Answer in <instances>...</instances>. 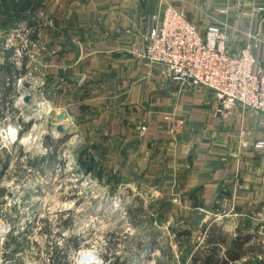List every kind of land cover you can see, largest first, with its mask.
<instances>
[{"label": "crops", "instance_id": "1", "mask_svg": "<svg viewBox=\"0 0 264 264\" xmlns=\"http://www.w3.org/2000/svg\"><path fill=\"white\" fill-rule=\"evenodd\" d=\"M175 3L185 7L189 18L203 29L210 24L225 27L234 53L247 43L245 33L257 35L258 45L252 51L256 67L264 68V0ZM161 6L160 0H0V75L1 68L12 63L11 49L3 50L1 45L3 32L27 27L29 8L53 21V26L45 25L33 35L37 44L25 57L21 70V75L34 71L38 82H32L28 89L23 85L17 88L13 81L6 99L0 91V121L12 107L14 94L19 97L31 93V102L22 101L15 109L18 114H29L40 101L53 110L40 121L46 127L36 130L38 122L33 128L31 122L20 132V138L44 136L38 145L44 154L57 152L46 144V137L79 138L86 152L91 151L107 171L128 174L129 182L135 181L147 196L152 193L164 206L156 212L169 217L185 214L190 224L200 209L207 210L208 216L199 228L208 226V233L226 235L224 242H216L220 243L217 251L221 260L233 243H243L239 248L245 254L229 264H259L264 260V220L254 215L264 213V149H257L255 144L264 139V124L256 111L239 106L227 115L215 113L213 91L191 82H173L159 66L144 62L139 55L142 34L151 28L152 14ZM257 7L263 10L257 11ZM60 64L70 67L62 71ZM14 69L9 71L11 76ZM11 76L6 85H10ZM68 76L82 78L78 81ZM63 109L70 117L63 123L64 132L59 133L54 117ZM169 112L187 120L185 131L176 139L170 138L162 125ZM142 126H146L145 131ZM20 140L21 151L29 150L31 140ZM19 154L20 161L5 160L0 155V194L9 193L5 186L10 183L21 185L31 179L30 183L36 185L37 179L38 191L29 189L27 194L43 195L39 178L47 183L46 172L56 167V161L33 160L30 154L31 160H24L28 155ZM29 168L42 172L37 178ZM230 199L234 202L229 207L226 204ZM169 202H173L171 209L167 208ZM237 237L238 242L234 241ZM7 243L17 252L18 243L24 242L13 235ZM210 247L195 241L184 264H195L193 253L204 255ZM60 264L70 263L62 259Z\"/></svg>", "mask_w": 264, "mask_h": 264}, {"label": "built area", "instance_id": "2", "mask_svg": "<svg viewBox=\"0 0 264 264\" xmlns=\"http://www.w3.org/2000/svg\"><path fill=\"white\" fill-rule=\"evenodd\" d=\"M160 2L162 6L152 14L153 25L142 34L143 46L139 55L144 62L150 66H159L162 74L173 82L181 85L191 82L213 91L216 99L215 113L227 115L239 106L245 110L256 111L260 122L264 124V68L256 67V57L252 51L253 47L258 45L257 35L245 33L247 43L238 53H234L229 48L228 31L225 27L210 24L203 29L189 18L185 7L176 6V0ZM256 10L261 11L263 7H257ZM26 13L30 19L27 27L4 31L2 34V48L11 49L10 59L16 71L23 69L25 57L37 44L33 40V35L45 25L53 26L52 20H45L43 12L29 8ZM117 31L121 32V29L118 28ZM69 67L64 64L58 65L62 71H67ZM23 80H28L31 85L33 82L35 85L38 77L32 70L25 75L19 73L14 76L17 88L22 85ZM23 96L13 95L12 107L6 109L3 120L10 119L8 114L11 110L15 112L19 103L23 101ZM52 110L47 102L40 101L25 118V113L20 111L24 123L16 124L14 127L17 140L22 139L20 132L27 124L34 122L33 128L34 124L41 123L40 121ZM16 118L18 120L19 117ZM162 125L168 136L176 139L185 131L187 120L181 114L169 112L164 115ZM141 129L145 131L146 126H142ZM255 147L263 150L264 139L257 141ZM28 170L35 172L34 176L38 178L37 169ZM29 180H25L21 185L8 184L6 187L9 193L0 194V197L10 200L11 196L16 195V200L21 203L23 198L26 199L28 196L29 189L38 191L37 183L31 184ZM35 181L38 182L37 179ZM36 197L31 194L27 199L33 200ZM233 202L230 199L226 206H232ZM7 203L11 206V202ZM19 214H22V211H14L12 207L0 209V264H60L62 259H66L70 264L111 263L112 257H108L109 253L95 245L86 249L84 243H63V240L59 243H36L38 242L36 230H41L43 225L33 227L32 219L15 221ZM254 217L264 220L263 211H258ZM13 235L19 241L27 237L30 243H18L17 252H13L9 247L10 243H7Z\"/></svg>", "mask_w": 264, "mask_h": 264}, {"label": "rangeland", "instance_id": "3", "mask_svg": "<svg viewBox=\"0 0 264 264\" xmlns=\"http://www.w3.org/2000/svg\"><path fill=\"white\" fill-rule=\"evenodd\" d=\"M18 113L11 110L10 119L0 121L2 159L20 161L21 152L28 155L23 157L24 160H31L29 156L32 155L33 160L57 163L46 172L47 183L39 178L43 181V188L39 189L43 195L33 200H28L27 196L21 203L16 200V195L10 200L0 197V209L12 207L14 211H22L15 221L32 219L33 227L43 225L41 230H36V243H59L62 240L63 243H74L70 241L74 238L77 243H84L86 249L95 245L106 251L108 257H112V263L121 257L129 258L130 264H184L190 257L193 243L204 242L208 226L193 230L190 217L185 214L169 217L156 212L164 206L158 204L152 193L147 196L135 181L129 182L128 174L107 171L94 159L91 151L86 152V145L79 138L71 141V135H63L67 141L59 144L56 157L52 159L41 153L38 147L44 136L37 139L38 136L29 135L30 148L21 151L22 146L14 136L16 124L24 123ZM23 113L25 118L28 114ZM40 124L37 123L36 130L47 126ZM37 170L42 172V169ZM42 175L46 176L44 172ZM7 202H11V206ZM172 205L173 202H169L167 208L171 209ZM145 210L147 215L143 213ZM28 241L24 237L22 242Z\"/></svg>", "mask_w": 264, "mask_h": 264}, {"label": "trees", "instance_id": "4", "mask_svg": "<svg viewBox=\"0 0 264 264\" xmlns=\"http://www.w3.org/2000/svg\"><path fill=\"white\" fill-rule=\"evenodd\" d=\"M5 68V69H4ZM1 68V70L3 71L2 75H0V91L2 90V98L6 99L7 97L10 96L11 91L13 89L12 87V83L14 81V76L18 75L19 73H23L24 71H16L12 65V63L7 62L6 67ZM13 69L15 70V72L13 73V75H10L9 71H13ZM11 76L12 78H10L11 80L8 82L10 83V85H6L7 84V77ZM2 111L0 109V117H2ZM29 125L26 126V128H28ZM46 144H49V146H53L55 149L58 148L59 144L64 143V141H66V137L61 138L59 140H54L51 139V137H46ZM57 152L53 151L50 152L48 154L49 158L52 159L54 157H56ZM45 158V157H44ZM216 206V205H215ZM240 237H237L234 241L238 242V239ZM248 239V236H246L245 238H243V241H246ZM213 240H215V243H211ZM226 240V235L223 236L222 234L219 233H215V232H210L207 233L205 240H204V244L206 245H210L211 247L209 249H207V253L204 255H201L200 252H195L193 253V263L196 264V262L200 261L201 264H229L230 261H236L239 258H241V256L243 254H245L242 249H240L239 247L242 246L243 243H233V247L231 249H227L226 251V256L223 260L220 259L219 257V253H218V244L220 243H216L219 241H225ZM70 241H73L74 243H77L76 239L74 238H70ZM131 261L129 260V258H121L118 257L113 263L111 262L110 264H130ZM259 264H264V260L262 259Z\"/></svg>", "mask_w": 264, "mask_h": 264}, {"label": "water", "instance_id": "5", "mask_svg": "<svg viewBox=\"0 0 264 264\" xmlns=\"http://www.w3.org/2000/svg\"><path fill=\"white\" fill-rule=\"evenodd\" d=\"M70 79L72 80H78L80 81V79L82 77H72V76H68ZM22 85L25 86L26 88H30L31 87V83L28 80H23ZM33 98V95L31 93H27L22 97V100L25 104H29L31 102ZM69 114L66 111V109L61 110L60 112H58L55 117L54 120L56 122H58L59 125H57L56 129L59 133H63L64 132V122L66 123V121L69 119ZM222 197H218L216 200V204L220 201ZM208 216V211L204 210V209H200L196 215L194 216V218L190 221L191 227L193 230H197L202 224L203 222L206 220ZM1 217V215H0Z\"/></svg>", "mask_w": 264, "mask_h": 264}, {"label": "bare ground", "instance_id": "6", "mask_svg": "<svg viewBox=\"0 0 264 264\" xmlns=\"http://www.w3.org/2000/svg\"><path fill=\"white\" fill-rule=\"evenodd\" d=\"M2 132V131H1ZM3 133V132H2ZM13 133V132H12ZM15 134V133H14ZM15 137L17 136L16 134L14 135ZM30 138V136L28 135V136H26V137H23L22 139V141H28V140H30L29 139Z\"/></svg>", "mask_w": 264, "mask_h": 264}]
</instances>
